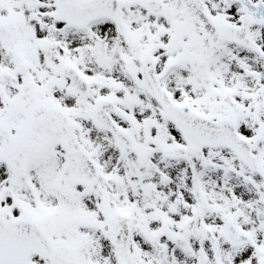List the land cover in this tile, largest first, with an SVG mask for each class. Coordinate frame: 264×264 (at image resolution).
<instances>
[{
  "label": "snow or ice",
  "instance_id": "obj_1",
  "mask_svg": "<svg viewBox=\"0 0 264 264\" xmlns=\"http://www.w3.org/2000/svg\"><path fill=\"white\" fill-rule=\"evenodd\" d=\"M0 264H264V0H0Z\"/></svg>",
  "mask_w": 264,
  "mask_h": 264
}]
</instances>
